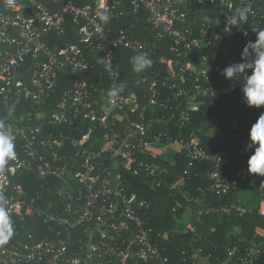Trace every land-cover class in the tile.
I'll return each instance as SVG.
<instances>
[{"label":"built area","instance_id":"obj_1","mask_svg":"<svg viewBox=\"0 0 264 264\" xmlns=\"http://www.w3.org/2000/svg\"><path fill=\"white\" fill-rule=\"evenodd\" d=\"M252 1L0 0V121L12 129L16 152L0 167V194L14 223L10 238L0 233V264H171L154 241L151 202L127 175L210 211L187 192V166L170 181V169L147 159L184 155L209 161L212 192L227 191L221 164L249 152L250 129L231 134L236 122L229 133L221 128L209 137L212 148L183 130L201 96L227 80L222 69L264 31V0L238 36L235 26L225 31L231 10ZM101 5L111 13L106 25L97 17ZM155 41L170 58L127 84L117 50L152 56ZM97 64L106 82L89 80ZM61 73L72 81L53 102ZM122 82L125 90L109 97ZM24 173L41 181L32 196L19 181ZM231 209L246 211L234 203L215 210ZM234 258L264 263V235L243 255L227 249L225 262Z\"/></svg>","mask_w":264,"mask_h":264},{"label":"trees","instance_id":"obj_2","mask_svg":"<svg viewBox=\"0 0 264 264\" xmlns=\"http://www.w3.org/2000/svg\"><path fill=\"white\" fill-rule=\"evenodd\" d=\"M261 1L253 0L252 3L243 6L251 5L252 9L255 10ZM202 8L207 14L215 15L217 13L209 4H204ZM236 9L235 6L231 10V14ZM249 17L246 23H240L234 27L235 36H238L241 28L249 27ZM255 40L256 38L251 42H255ZM155 43L156 49L154 55L151 56L153 61L151 70L156 69L157 65L162 67L167 58H170V54L163 51V43L161 41H155ZM245 46L236 54L234 63L243 62L246 59L242 57ZM117 53L120 57L118 58L120 70L126 78L127 84L132 85L133 80L143 77V72H135L131 64V57L136 53L127 49H119ZM245 55L248 60H253L255 49H248ZM248 74H251V70ZM244 76L245 74H239L232 80L227 79L218 85L213 94L205 92L201 96L199 101L201 109L192 114L183 130V136L186 139L189 140L192 136H197L203 146L212 148L213 146L209 145L211 138L205 135L209 129L218 126L222 128L224 134L229 133L234 122H236V130L231 129V134L233 132L243 134L251 128L260 113L264 112V106L249 107L245 103L242 92ZM88 77L93 83H99L100 79L106 82L103 68L98 64L93 71L88 73ZM71 81L70 75L61 73L60 82L50 100L55 102L60 99L63 92L70 87ZM141 84L143 85V83ZM211 97L214 98V104L210 102ZM250 155L251 150L242 156H234L231 161L222 162V176L229 182L227 191L222 194L212 192V181L208 177L212 164L209 161L190 162L188 157L184 155L147 158L149 161L159 162L170 169V181L182 173L187 166L189 168L186 175L187 192L192 197L199 198L201 204L211 208L210 211H206L205 207L202 208L194 202L174 197L172 190L166 187L150 186L146 180H143V177L127 175L130 188L151 202L149 225L155 235L154 241L158 245L160 254L167 256L171 264H241L236 258L230 262H225L227 249H235L237 257L248 250L251 241H259L263 237L264 222L257 207L245 208L244 213L235 209H231L229 213L215 210L229 203L244 207L245 201L239 198V194L244 189L251 190L252 197L257 203L264 201V182L257 185L256 177L258 175L247 172V161ZM240 169L245 171L243 179L238 176ZM22 176V181H19L26 187L30 196L34 195L41 181L32 174L24 173ZM198 207L203 209L201 215L196 213ZM187 224H190L192 228H187ZM193 250H200L199 255L196 256ZM188 256L190 258H187ZM253 264L264 263L254 262Z\"/></svg>","mask_w":264,"mask_h":264},{"label":"clouds","instance_id":"obj_3","mask_svg":"<svg viewBox=\"0 0 264 264\" xmlns=\"http://www.w3.org/2000/svg\"><path fill=\"white\" fill-rule=\"evenodd\" d=\"M249 15H254L251 5L239 7L234 13L226 18L225 31L230 32L232 26L246 23ZM97 17L101 25H106L111 19V13L101 5L97 12ZM255 49V58L248 60L245 53L248 49ZM242 57L246 58L243 62H236L222 69L221 74L225 79L232 80L239 74H245L242 85L243 99L249 106H264V31L257 33L255 42L248 43ZM151 56L147 52H140L131 57L133 70L137 73L145 72L152 66ZM249 70L251 74L249 75ZM126 83H121L118 87L108 91L109 97H115L122 93L126 88ZM250 142L245 150H251V155L247 161V172L264 177V112H261L256 121L251 125L249 131ZM15 136L11 128L3 121H0V167L7 164L8 160L14 159ZM8 198L0 194V233H3L5 240L14 233V223L8 213Z\"/></svg>","mask_w":264,"mask_h":264},{"label":"rangeland","instance_id":"obj_4","mask_svg":"<svg viewBox=\"0 0 264 264\" xmlns=\"http://www.w3.org/2000/svg\"><path fill=\"white\" fill-rule=\"evenodd\" d=\"M221 128L218 127L217 128H212V129H209L205 135L206 137H212L213 135L215 136L216 133L218 132L217 130H220ZM172 149V148H170ZM238 176L239 178L243 179L245 177V171L244 169H240L239 172H238ZM262 182H264V177H260V176H257L256 177V184H261ZM239 198L243 201H245L244 203V208H247V209H252L254 207H257L258 208V211H264V201L263 202H258L256 200L253 199L252 197V192L251 190L249 189H244V191L242 193L239 194ZM262 203V204H261ZM263 207V208H262Z\"/></svg>","mask_w":264,"mask_h":264},{"label":"crops","instance_id":"obj_5","mask_svg":"<svg viewBox=\"0 0 264 264\" xmlns=\"http://www.w3.org/2000/svg\"><path fill=\"white\" fill-rule=\"evenodd\" d=\"M242 193V192H241ZM261 202H263V201H261ZM262 204V203H261ZM264 204V203H263Z\"/></svg>","mask_w":264,"mask_h":264},{"label":"bare ground","instance_id":"obj_6","mask_svg":"<svg viewBox=\"0 0 264 264\" xmlns=\"http://www.w3.org/2000/svg\"><path fill=\"white\" fill-rule=\"evenodd\" d=\"M263 208V207H262Z\"/></svg>","mask_w":264,"mask_h":264}]
</instances>
